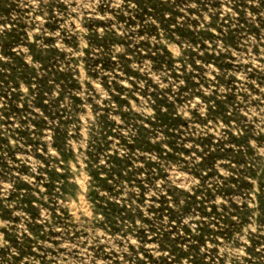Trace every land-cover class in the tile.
<instances>
[{"label": "rangeland", "instance_id": "rangeland-1", "mask_svg": "<svg viewBox=\"0 0 264 264\" xmlns=\"http://www.w3.org/2000/svg\"><path fill=\"white\" fill-rule=\"evenodd\" d=\"M0 264H264V0H0Z\"/></svg>", "mask_w": 264, "mask_h": 264}]
</instances>
